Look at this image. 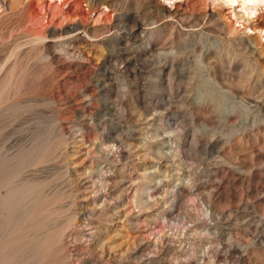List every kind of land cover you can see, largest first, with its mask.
I'll use <instances>...</instances> for the list:
<instances>
[{
    "label": "rangeland",
    "instance_id": "1",
    "mask_svg": "<svg viewBox=\"0 0 264 264\" xmlns=\"http://www.w3.org/2000/svg\"><path fill=\"white\" fill-rule=\"evenodd\" d=\"M247 6L0 0L10 262L46 241V264H264V50L244 26L264 3Z\"/></svg>",
    "mask_w": 264,
    "mask_h": 264
},
{
    "label": "bare ground",
    "instance_id": "2",
    "mask_svg": "<svg viewBox=\"0 0 264 264\" xmlns=\"http://www.w3.org/2000/svg\"><path fill=\"white\" fill-rule=\"evenodd\" d=\"M226 2H227V4H229V6H231V7H233L232 8V11H231V13L230 14H235V16L236 17H240V18H242V16H243V13H245L246 14V12H243L242 10V8H244V9H246V8H248L249 9V7L247 6V4H250V3H252V4H254V5H256V4H260V3H264V0H225ZM46 4V3H45ZM237 5V7L236 6H234V5ZM178 5V4H177ZM174 6V5H173ZM176 6V5H175ZM238 6H239V8H238ZM177 7V6H176ZM241 7V8H240ZM250 7H251V5H250ZM91 8V7H90ZM165 8L167 9V11L168 10H170L171 11V6L170 5H167V4H165ZM177 9V8H176ZM242 9V10H241ZM256 9H258L256 6H252L251 8H250V10H252V11H254V10H256ZM48 11V10H47ZM169 11V12H170ZM204 12V11H203ZM221 12V11H220ZM251 12V11H250ZM206 13V12H205ZM227 14V13H226ZM232 14V15H233ZM259 14H261V13H259ZM223 15V14H222ZM247 15V14H246ZM230 16V15H229ZM248 16H249V14H248ZM223 17V16H222ZM260 18V17H259ZM225 19V18H224ZM226 21V20H225ZM82 23V22H81ZM241 23V22H240ZM226 24H227V26L226 27H228V29H234L235 28V26H233L232 24H230V22H228V21H226ZM253 24V23H252ZM244 25V24H243ZM242 25V26H243ZM245 26V28H247L248 29V27H251V29L252 28H254V30L252 31L253 33L252 34H249L248 33V35H249V37H251L257 44H256V46L258 45V48H260V49H262V50H264V28L261 26H259L258 28H256L255 29V27H252L250 24H245L244 25ZM237 28V27H236ZM246 29V30H247ZM237 30V29H236ZM244 30V29H243ZM245 30V31H246ZM250 30V29H249ZM232 31V30H231ZM231 31H229V32H231ZM242 33H243V31H241ZM236 34V33H235ZM257 49V48H256ZM263 52V51H262ZM262 52H260V53H262ZM259 53V54H260ZM264 54V53H263ZM81 177V176H80ZM89 177V176H88ZM82 182V181H81ZM83 184V183H82ZM84 217V216H83ZM85 220V219H84ZM87 226V225H86ZM24 229V228H23ZM22 229V230H23ZM26 231V230H25ZM33 231V230H32ZM21 232V231H20ZM22 232H24V231H22ZM29 232V231H28ZM30 233V232H29ZM29 233H25V235L26 234H28L29 235ZM49 233V232H48ZM52 233L50 232V236H58V235H56V234H54V235H51ZM61 234V233H60ZM24 235V236H25ZM31 236V235H30ZM22 237H23V234H22ZM29 237V236H28ZM55 237V238H56ZM20 238H21V236H20ZM25 238V237H24ZM27 238V237H26ZM51 238V237H50ZM55 238H54V240H52V242L54 241L55 243H60V250L61 249H63V244H61V241L63 240L62 239V236H58V238H56V240H55ZM31 240H32V238H30ZM30 239H28V240H30ZM44 239V238H43ZM41 240V239H40ZM39 240V241H40ZM44 240H47L48 241V239H47V237H46V239H44ZM9 242V241H8ZM8 242H6L5 244H3V246H0V264H10V263H12L13 261L12 260H10V259H12V256H14V250H10V245H9V243ZM34 242V241H33ZM36 242V241H35ZM41 242V241H40ZM49 242V241H48ZM23 243V242H22ZM38 243V242H37ZM45 244L44 245H40V244H38V245H35V243H34V245L33 246H30V245H28V244H24V245H22V248H21V250L20 251H18L19 252V254H18V258L17 257H15V259L17 258V260H19V261H17V262H19V264H46L47 263V261H46V258H48V257H50L49 256V250H50V248H54V247H50V248H48V246L46 245V241L44 242ZM30 244V243H29ZM31 244H32V242H31ZM49 245V244H48ZM52 245H54V244H52ZM56 245V244H55ZM57 245H59V244H57ZM13 247V246H12ZM14 249V248H13ZM51 249V250H52ZM50 250V251H51ZM70 250V249H69ZM12 251V252H11ZM17 251V250H16ZM57 251H59V250H56V252ZM100 251V250H99ZM55 252V253H56ZM51 253V252H50ZM52 253H53V251H52ZM16 255V254H15ZM62 255V254H61ZM53 256V255H52ZM54 258H56V256H53ZM63 257V256H62ZM65 257H66V255L64 254V261H65ZM52 258V257H51ZM50 258V259H51ZM58 258V257H57ZM71 258V257H70ZM49 259V258H48ZM13 260H14V258H13ZM10 261H12V262H10ZM49 261V260H48ZM54 261H56V260H54ZM10 262V263H9ZM57 262H59V261H56V263ZM14 263V262H13ZM12 263V264H13ZM15 263H16V260H15ZM50 263V262H49ZM55 264V263H54ZM73 264V263H72ZM75 264H80V263H75Z\"/></svg>",
    "mask_w": 264,
    "mask_h": 264
}]
</instances>
